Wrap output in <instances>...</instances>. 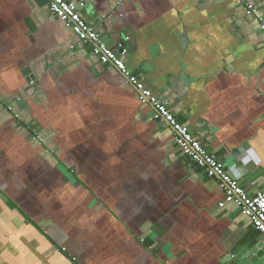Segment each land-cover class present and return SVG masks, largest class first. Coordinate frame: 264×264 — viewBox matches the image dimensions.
<instances>
[{"label":"crops","instance_id":"0c3cea01","mask_svg":"<svg viewBox=\"0 0 264 264\" xmlns=\"http://www.w3.org/2000/svg\"><path fill=\"white\" fill-rule=\"evenodd\" d=\"M252 1L264 18V0ZM83 2L77 12L101 39L124 44L127 70L255 193L257 18L231 0ZM152 114L45 4L0 0V264H220L259 237L239 206L218 210L216 181Z\"/></svg>","mask_w":264,"mask_h":264},{"label":"built area","instance_id":"2783aa9c","mask_svg":"<svg viewBox=\"0 0 264 264\" xmlns=\"http://www.w3.org/2000/svg\"><path fill=\"white\" fill-rule=\"evenodd\" d=\"M51 15L65 30L72 32L78 44H89L92 55L101 65L115 69L127 79V84L134 90L142 106L152 107V118L165 124L172 132L174 144L179 148L181 156L189 160L194 168L201 171L202 177L215 180L224 199L219 203L218 210L233 204L239 206L242 215L249 224L264 236V182L255 193L247 192L239 182L229 174L223 164L197 138L193 137L185 124L177 121L167 104L158 99L143 80L127 70L125 65L126 52L117 53L106 46L96 29L93 28L68 0H44ZM244 10L246 16H254L259 21V29L264 33V18L252 0H231ZM70 46V49H73ZM30 84H33L31 80Z\"/></svg>","mask_w":264,"mask_h":264},{"label":"water","instance_id":"95a60500","mask_svg":"<svg viewBox=\"0 0 264 264\" xmlns=\"http://www.w3.org/2000/svg\"><path fill=\"white\" fill-rule=\"evenodd\" d=\"M40 3L45 4L44 0H38ZM72 3L76 10L79 9L80 5H84V0H68ZM107 47L112 50H116L117 53L123 51L124 44L121 42L119 44H114L108 36H104L101 39ZM29 68L23 70V74L26 76L30 74ZM27 82L33 81L34 76L27 77ZM153 116V115H152ZM220 264H264V236L260 235L253 241H250L247 245L233 246L229 249L226 256L222 257Z\"/></svg>","mask_w":264,"mask_h":264}]
</instances>
